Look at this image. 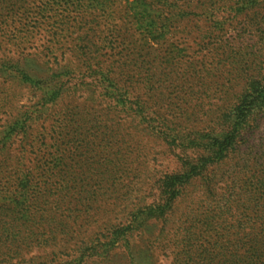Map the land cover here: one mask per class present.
I'll return each instance as SVG.
<instances>
[{
  "label": "rangeland",
  "instance_id": "374dc122",
  "mask_svg": "<svg viewBox=\"0 0 264 264\" xmlns=\"http://www.w3.org/2000/svg\"><path fill=\"white\" fill-rule=\"evenodd\" d=\"M231 1L0 0V144L15 142L8 155L0 153V219L13 217L5 206L38 226L28 231L22 249L7 239L0 264H75L78 248L90 247L83 240H109L110 231L130 224L132 209L159 202V179L179 169L175 152L161 140L152 142L145 123L119 112L122 103L101 97L86 66L98 59L111 63L127 92L141 95L185 130L203 128L232 90L230 60L250 64L264 54V0L242 14L224 5ZM205 8H215L226 22L215 26L209 15H191ZM138 9H149L152 20L160 15L157 28L137 23ZM106 86L111 94L113 87ZM70 122L106 128L114 136L101 145L106 157L93 162L75 151L65 137ZM19 154L28 173L16 174ZM47 188L40 202L38 192ZM212 196L201 186L192 190L176 215L150 218L127 253L118 241L102 263L172 264L183 228L199 223L206 232ZM190 233L193 239L203 236Z\"/></svg>",
  "mask_w": 264,
  "mask_h": 264
},
{
  "label": "trees",
  "instance_id": "16d2710c",
  "mask_svg": "<svg viewBox=\"0 0 264 264\" xmlns=\"http://www.w3.org/2000/svg\"><path fill=\"white\" fill-rule=\"evenodd\" d=\"M256 1L233 0L224 5L231 11L242 14L252 8ZM125 2L140 4L145 0ZM164 2L167 4L168 0ZM214 9H201L191 15H209L208 19L214 18L212 21L215 26L224 24L226 20L219 18ZM133 13L138 17L137 23L145 22L144 24L157 28L160 15L152 20L147 18L150 16L149 9H138ZM167 18L169 16L166 15L165 21ZM80 51L85 53L86 46H80ZM79 55L85 59L82 54ZM94 58L91 59L94 61ZM248 61L249 59L244 62L230 60L226 72L232 90L206 120V126L196 130H185L175 123L180 122L179 120L169 119L164 113L154 110L141 95L127 92V86L121 83L123 79H118L117 74L113 73L111 63L98 59L94 66L92 62L86 66L87 71L93 72V84L95 90H99V95L111 97L115 106L122 103L119 112L134 116L139 122L145 123L143 128L152 138V142L161 140L167 150L175 152L179 169L166 173L159 179V202L147 205L143 210H131V222L124 230L117 228L110 231L111 238L104 242L94 238V235H90L87 241L76 242L75 246L79 243L91 244L86 249L81 246L78 248L75 264H104L102 262L107 260V255L118 241L127 253L131 238L135 232L144 229L150 218L171 219L179 209L180 200L200 186L207 195L213 194L209 198V212L203 220V229L206 232H202L199 223L183 228L182 240L176 244L177 252L172 251L171 263L264 264V54L263 58L258 56L250 64ZM106 83L113 87L111 94ZM54 92L58 93V90ZM125 95L127 98H124ZM55 96L52 95L49 99L53 101ZM70 123L72 125L65 134L68 137L66 142L73 143L74 150L80 149L81 154L88 160L92 159L94 162L95 157L103 158L105 153L101 145L114 136H109L107 129L97 124L92 125L94 128H85L79 122ZM90 135L93 137L90 138ZM106 135L108 136L105 137ZM63 140V137H59L58 142L63 143ZM14 143V140L1 142L0 153L5 151L8 155ZM17 149L25 150L18 146ZM25 159L20 154L16 156V166L19 169L16 174L19 175L26 169L29 172ZM97 165L100 166V163ZM48 190L47 188L44 193L38 192L40 202L43 201L42 197H48ZM62 198L63 196L59 197L58 202ZM26 202L24 207L26 212L28 207L30 216L32 203L27 198ZM3 207L13 217L8 220L0 219V248L4 251L8 249L6 242L11 239L22 249L28 240L27 233L31 227V231H37V221L29 224L30 218L20 216L14 209ZM213 211L215 215L211 214ZM192 229L203 235L202 238L193 239L194 233H190ZM128 257L131 259L130 254Z\"/></svg>",
  "mask_w": 264,
  "mask_h": 264
}]
</instances>
